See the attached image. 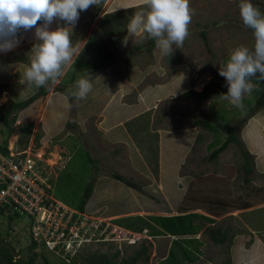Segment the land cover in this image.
<instances>
[{"label": "rangeland", "instance_id": "374dc122", "mask_svg": "<svg viewBox=\"0 0 264 264\" xmlns=\"http://www.w3.org/2000/svg\"><path fill=\"white\" fill-rule=\"evenodd\" d=\"M252 3L264 12V0ZM238 5L239 0H190L189 35L182 49L173 45L171 55H162L155 43L154 52H147L150 38L146 33L128 36L127 27L134 13L146 9L143 0H108L100 18L116 17L117 27L110 28L111 22L98 24L100 18L93 17L95 5L82 11L75 26L69 27L72 42L74 31L84 38L79 49H85L92 39L90 48L87 45L89 51L84 50L60 83L72 87L78 77L85 75L87 59L97 58L90 64L99 65L96 73L100 66L99 72L105 71L103 65L112 55L103 53L102 45L110 47L111 36L123 34L128 42H121L119 55L110 64L122 67V78L112 82L122 95L108 100L105 91L92 104L86 103L88 97L72 103L56 91L57 85L49 86L45 96L16 115L15 132L7 147L9 153L29 150L40 171L50 179L56 199L70 209L77 207L85 185L96 178L92 196L80 216L83 226L90 228L96 239L77 251L81 254L75 258L77 263L92 253L111 257L115 252H119L118 262L144 245L147 258L140 257L137 264H264V256L255 254L258 246L264 248V109L238 130L244 149L253 158L252 174L245 176V159L234 144L216 160L208 161V155L226 139L212 120L229 126L238 124L249 114L261 85L251 80L254 87L251 94L245 95L242 109L222 98L227 87L225 78L219 75L220 65L227 62L231 49L254 45L253 32L243 24ZM54 23L57 26L58 22ZM18 38L20 42L13 50L0 52V96L5 95L0 106L26 100L38 91L35 85L19 82L27 65L16 61L31 56L38 42L34 29L22 31ZM90 65L85 67L87 71ZM159 82L172 87L169 94L174 97L154 98L155 91L146 88L154 83L159 86ZM176 82L186 85L176 88ZM169 110L176 114H169ZM130 111H144L143 117L130 120L139 124L134 141L125 139L117 125L120 121L124 124L125 113ZM21 127L30 129L24 150L21 148L26 136L21 135ZM37 132L41 134L38 146L33 140ZM170 139L177 146L185 143L187 153L177 169L175 160L179 159L166 146ZM114 172L132 179L144 193L112 179L110 174ZM186 194L198 202L207 197L223 201L218 208L245 203L251 207L215 219L205 218L197 209L183 213L177 209ZM217 227L227 230L223 244L212 243L205 232ZM238 228L248 232L234 240ZM30 233L25 216L8 223L6 214L0 215V238L25 260ZM40 251L38 247L34 252ZM33 264H44L42 256L37 255Z\"/></svg>", "mask_w": 264, "mask_h": 264}, {"label": "clouds", "instance_id": "9594fccd", "mask_svg": "<svg viewBox=\"0 0 264 264\" xmlns=\"http://www.w3.org/2000/svg\"><path fill=\"white\" fill-rule=\"evenodd\" d=\"M145 10L134 13L127 27L128 36L146 33L155 41L162 55L182 49L189 35L192 20L190 0H143ZM101 0H0V52L7 53L19 44L18 34L34 29L38 41L31 49L29 65L25 67L21 84L39 87L56 86L63 77V68L74 53L69 27L73 28L80 13L90 6L99 7ZM243 24L252 30L254 45L231 49L219 75L226 80L227 92L222 98L236 108L244 107L246 94H251L253 77L264 81V12L252 0H239ZM57 23L53 29L54 22ZM125 37V45L128 42ZM92 76H80L67 92L77 103L92 91ZM75 210V209H74Z\"/></svg>", "mask_w": 264, "mask_h": 264}, {"label": "trees", "instance_id": "16d2710c", "mask_svg": "<svg viewBox=\"0 0 264 264\" xmlns=\"http://www.w3.org/2000/svg\"><path fill=\"white\" fill-rule=\"evenodd\" d=\"M202 37L204 39V44L207 46L206 42V37L205 34H202ZM155 43L154 40L150 39L148 40V45L149 48L147 52L151 53V50L153 48V44ZM151 47V48H150ZM104 51V52H103ZM102 52L103 53H110V55L115 56L109 49L108 46L104 43L102 45ZM17 62L24 63L27 66L29 65L30 61L27 58L24 57H18L16 59ZM111 60L106 61V63H109ZM105 65V64H104ZM99 66V65H98ZM98 66H90V71H97ZM101 69V66H100ZM99 69V70H100ZM253 81L258 82L260 85V89L258 91V95L256 97L255 103L253 107L250 108L249 114L245 116L238 124L235 126H229L226 124H223L219 122L217 119H213V125L219 129L222 133L226 134V139L216 147L209 155H208V161L212 162L218 158L220 154H222L229 145L234 144L240 148L241 155L245 159V166H244V173L245 176L248 177L250 174H252L254 170V164H253V158L252 156L244 149V146L242 144V141L239 137V128H241L245 123L252 117L253 114L257 113L258 111L264 109V81H260L256 79L255 77L252 78ZM71 87V85L66 86L65 84L59 83L56 86V91L63 94L70 102H75V99L68 94L67 90ZM47 94L46 88L45 87H39L38 91L36 94L33 96L29 97L26 100L22 101H9L7 104L0 106V135L2 136V140L0 142V155L4 157H9V151H8V139L9 137L15 132L13 128V124L16 121V115L28 108L33 102H35L39 97H43ZM170 114L175 115L176 112L169 110L168 111ZM178 115H182L181 113H178ZM68 127H70V124H67ZM20 133L21 135L26 136V144L23 146L21 149H26L27 143L30 137V129L21 127L20 128ZM41 138V134L38 132L34 136L33 140L36 143V146L39 145V140ZM111 178L124 184L126 187L131 188L137 192L144 193L142 191V188L138 186L135 182H133L132 179H127L123 177L122 175L114 172L110 174ZM96 178H93L89 183H87L84 187L83 194L81 196V199L75 208V210L79 214H84V209L85 206L88 202V200L91 198L93 189H94V182ZM248 181V180H247ZM55 197V195H54ZM56 198V197H55ZM180 206L178 209L181 212H187V211H192L197 208H206L208 211H213L212 213H215L216 215L219 214H224L227 213V211H230L228 209H231L232 205H227L228 207L223 206L222 208H218L219 203H223V201L214 198L207 197L206 200L198 202L194 200L190 195H185ZM195 203V204H194ZM188 205V206H187ZM251 207L249 203H245L242 206V209H246ZM213 209V210H212ZM221 211L217 213L216 211ZM1 214H6L8 223H11L15 219L21 218V216L12 213L11 210H9L8 207L0 208V215ZM127 220V219H126ZM164 221V220H162ZM31 221H28V225L31 228ZM227 230L225 229L222 231L220 227L217 228H207L205 230L206 234L208 235L209 239L212 241L214 244H223L224 241L226 240L225 237V232ZM97 233V231H96ZM30 244L26 247L24 252L27 253V259H23L21 257H18V254H16L14 248L10 247L8 243H4V240L0 238V264H33L35 262V259L37 255L42 256V260L44 261V264H137L138 259L142 256H145L144 258H147V248L142 245L141 248H139L138 251L133 253L134 255L128 257V258H123L119 260L118 262L116 259L119 256V252H115L111 257L102 254V253H92L89 254L88 256H83L82 261L80 263H77V260L75 258L78 257V259L81 257V254L76 253V255L71 256L70 253L65 256V258L58 257L54 252L49 251L45 244L43 242L38 243L32 238V234L30 233ZM94 239H96L94 237ZM40 247V254L34 252L36 248ZM83 247V246H82ZM45 250L48 252V254L55 259V261L49 260V258L46 256ZM44 253V254H43ZM169 258V257H168ZM168 260V259H167ZM146 262V261H145ZM174 262V261H173ZM170 263V261H168ZM145 264V263H144Z\"/></svg>", "mask_w": 264, "mask_h": 264}, {"label": "built area", "instance_id": "2783aa9c", "mask_svg": "<svg viewBox=\"0 0 264 264\" xmlns=\"http://www.w3.org/2000/svg\"><path fill=\"white\" fill-rule=\"evenodd\" d=\"M45 175L29 150L0 155V208L8 207L31 221L33 239L58 257L76 255L94 234L83 226L81 214L54 197L53 185Z\"/></svg>", "mask_w": 264, "mask_h": 264}, {"label": "crops", "instance_id": "0c3cea01", "mask_svg": "<svg viewBox=\"0 0 264 264\" xmlns=\"http://www.w3.org/2000/svg\"><path fill=\"white\" fill-rule=\"evenodd\" d=\"M107 2H108V0H101V4H100V6L99 7H97L96 8V11H95V14L93 15V17L94 18H97L98 17V20H99V18L101 17V15L104 13V11H105V7H106V5H107ZM137 3H134L133 5H136ZM127 14V13H126ZM125 14V15H126ZM103 17V16H102ZM101 17V18H102ZM100 18V20L98 21V24H99V22L101 23V24H103V23H105V22H108V23H110V28H113L114 26H116L117 27V25H116V23L118 24L119 23V21L118 20H116V17L114 18V17H110V18H103V19H101ZM59 23V22H58ZM56 27V25H55V23H53V26H52V28L54 29ZM122 27V26H121ZM75 33H76V35L73 37V42H72V45H73V48H74V53H73V56H72V60L70 61V63H68L64 68H63V73L66 75V74H68V72L71 70V68L72 69H74V67H75V62L77 61V59L82 55V53L84 52V50L85 51H87L88 50V46H89V48H90V41H91V39L90 40H88V43L89 44H87L86 45V47H85V49H83V50H81V48L79 49V46H80V44H81V42L83 41V39L84 38H80L81 37V33H79V32H77V31H74ZM115 33V32H114ZM83 35V34H82ZM111 38H112V42L110 43V47L108 46V49L115 55V56H113V57H110V62L109 63H106L105 65H103V67H105V71H103L102 73H100L99 71V73L97 72H93L92 73V71H87V69H85V67L87 66V65H90V64H92L93 62L92 61H95V60H97V58H94L93 60H90V59H87V65H85V67H84V70H85V74H87V73H90L91 74V76H92V85H93V87H92V91L88 94V98L89 99H87L86 100V103H87V101H89V103H94V101H95V99H97L96 97H101L102 96V93L103 92H105L106 91V93L107 94H109V97H108V100H112L113 99V97L115 96H117L118 95V97L119 96H121L122 95V91L120 92V91H118V90H115V85H113L112 84V82L113 81H115V80H117L118 78H122L121 77V73H123V71H122V67L120 66V65H117V66H113L112 67V65H110L111 63H112V61H113V59L117 56V55H119V54H117V53H119V50H120V46H121V42L123 43V40H124V35L123 34H117V33H115L113 36H111ZM92 46H94V45H92ZM95 46H97V45H95ZM96 48V47H95ZM100 49V48H99ZM89 51V50H88ZM151 52L153 53L154 51H152L151 50ZM110 65V66H109ZM91 66V65H90ZM111 67H112V69L113 68H117V67H119L117 70H115V71H111L112 69H111ZM83 70V69H82ZM81 70V71H82ZM95 75H96V77H95ZM179 82H180V80H179ZM157 84V83H156ZM155 83H154V85H148L147 86V90H149V91H155V93L157 94L156 96H154V98H159V96H163V95H170V96H172V97H174V94H169V92L171 93L172 91L170 90V88H172V87H170L167 83H158V84H160L159 86H157ZM183 85H186V84H182L181 86H183ZM117 86V85H116ZM174 86H176V88H178V87H180L181 88V86H180V83H175V85ZM157 87H159V90H157L156 88ZM175 87H173V89H176ZM157 90V91H156ZM113 92V93H112ZM118 92H120V93H118ZM116 94V95H115ZM98 100V99H97ZM155 99H153V101H154ZM155 102H156V100H155ZM89 106V105H88ZM129 111V110H128ZM143 112L144 111H141V112H139V111H133V112H129V113H125V118H124V124H123V121H120L117 125H118V127H121V128H119V131H120V134L123 136V137H125V139H127V140H133L134 141V138L136 139L137 137H138V134H136V131L138 130V127H139V124H136V123H133L132 121L133 120H135V119H137V118H140V117H143ZM170 114V113H169ZM180 116V115H179ZM132 118H134L132 121H130ZM153 120V119H152ZM160 118L157 120V123L158 124H160L159 122H160ZM132 122V123H131ZM133 136V137H132ZM172 139V138H171ZM170 139V144H168V142H167V150H170V152L172 153V154H174L173 155V157H176L177 159H179V161H176L175 159V166H174V169H175V167H176V169L178 168V165H179V162L181 161V160H183V158L185 157V155H186V150L185 149H183L184 148V146H185V143H183L182 142V144H180L179 146H177L176 144H174V140H171ZM163 147H165V146H163ZM183 157V158H182ZM180 164H182V163H180ZM147 168V167H146ZM144 169V168H143ZM119 174V173H118ZM121 175V174H120ZM123 176V175H122ZM124 177V176H123ZM118 182V181H117ZM98 183V182H97ZM120 183V182H119ZM122 184V183H121ZM125 186V185H124ZM126 187V186H125ZM127 189H131V188H128V187H126ZM131 190H133V189H131ZM231 209H228V210H230V211H227V213H224V214H219V215H216L215 213H212L213 211H208V209H206V208H197V210H199V212L201 213V215H204L205 216V218H206V216L207 217H211V218H219V217H221V216H224V215H227V214H229V213H231V214H233V213H235L236 211H245V210H247L248 208H246V209H242V206H234V205H232V207H230ZM178 209V208H177ZM223 209V208H222ZM179 210V209H178ZM213 210V209H212ZM180 211V210H179ZM181 212V211H180ZM187 212H189V211H187ZM217 213H219V212H221L220 210L219 211H216ZM183 213V212H182ZM245 231H247V230H245L244 228H238L237 229V232L235 233V236H234V240H235V238H237V236H240L241 234H243V232H245ZM248 232V231H247ZM258 248H259V250H258ZM258 248H257V251L255 252V254L257 255V256H261V255H263L264 256V248H262V247H259L258 246ZM240 254H242V253H240Z\"/></svg>", "mask_w": 264, "mask_h": 264}, {"label": "bare ground", "instance_id": "6f19581e", "mask_svg": "<svg viewBox=\"0 0 264 264\" xmlns=\"http://www.w3.org/2000/svg\"><path fill=\"white\" fill-rule=\"evenodd\" d=\"M4 96H5V95H1V96H0V104L4 102V98H5Z\"/></svg>", "mask_w": 264, "mask_h": 264}]
</instances>
